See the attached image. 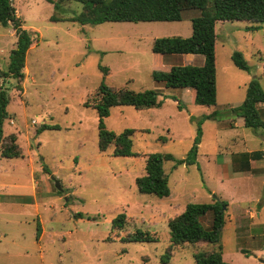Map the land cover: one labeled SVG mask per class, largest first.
I'll return each mask as SVG.
<instances>
[{"label": "rangeland", "instance_id": "1", "mask_svg": "<svg viewBox=\"0 0 264 264\" xmlns=\"http://www.w3.org/2000/svg\"><path fill=\"white\" fill-rule=\"evenodd\" d=\"M52 1L59 6L49 0H12L23 26L34 33L20 83L1 76L18 37L11 23H0V87L10 98L4 135L15 133L23 150L20 157L0 155V264H195L196 252L215 245H172L168 221L190 202L214 199L228 203L221 240L225 260L264 264V128L246 127L232 112L244 101L252 78L264 88V22L217 23L218 96L217 104L207 107L191 102L188 92L183 98V88H167L153 77L154 70L186 62L182 54L166 56L165 66L153 52L154 40L191 36V19L200 9L185 10L180 21L83 25L71 20L84 11L81 2ZM235 51L243 53L250 71L234 64ZM190 61L202 65L204 56ZM103 82L117 89H160L161 107L114 106L105 119L116 133L135 129L133 156L113 155L114 146L99 148L94 103ZM258 107L264 117V104ZM213 111L217 116L208 117ZM199 121L197 163L166 161L171 194L141 193L136 178L145 174L148 154L186 157ZM45 123L60 128L38 133ZM250 150L263 153L253 160L251 172L239 171L233 161L230 165L232 154L233 159ZM120 213L127 215L123 229L113 226ZM203 222L209 228L211 216ZM138 229L159 240L129 241ZM167 251L171 259L164 263Z\"/></svg>", "mask_w": 264, "mask_h": 264}, {"label": "trees", "instance_id": "2", "mask_svg": "<svg viewBox=\"0 0 264 264\" xmlns=\"http://www.w3.org/2000/svg\"><path fill=\"white\" fill-rule=\"evenodd\" d=\"M54 3L55 8L59 6ZM84 6V11L75 16L73 21L85 25L99 24L107 21H180L185 10L198 8L201 14L191 19L192 35L189 37L168 36L156 38L153 43V52L161 55L170 54H201L204 56L202 65L173 64L167 71L154 70L153 77L167 88H193L196 91L195 103L201 106H215L217 104V68L216 47L218 22L222 21H248L247 23L264 22V0H77ZM52 20H56L54 16ZM0 23L4 26L11 23L17 34V44L10 57L7 71L1 75L3 78H14L20 83L25 73L26 56L30 49L34 33L25 28L21 18L16 13L12 0H0ZM250 26L249 28H254ZM234 64L245 71L250 67L240 51L232 53ZM104 74L108 69L103 67ZM20 84L18 87L20 88ZM160 89H146L135 91L129 88H114L104 82L97 92L94 109L99 116L98 134L99 148L106 151L114 146L113 155L133 156L134 128H126L120 133L107 128L105 119L110 116L111 109L119 105H131L139 109L161 107ZM178 101L179 108L182 106ZM10 98L7 90L0 87V155L4 157L23 156V150L17 143V135L11 133L4 135V120L8 116L7 106ZM264 104V88L259 79L252 78L247 86L246 97L232 112L243 118L244 125L249 128H264V118L258 104ZM213 111L208 117H216ZM57 124H43L37 132L45 129H59ZM202 127L198 123L197 134L193 145L186 155L176 159L172 154L153 152L146 158L145 174L136 178V184L141 193L154 194L160 198L171 194L169 175L164 168L168 160L178 164L192 165L197 163L199 145L201 143ZM7 138V139H6ZM164 141L166 137H161ZM3 146L1 150V145ZM262 151L242 153L234 158L239 165V171L251 172V160L262 158ZM228 203L225 200L214 199L212 202H190L177 216L170 218V240L172 245L193 246L199 242L215 245L213 250L199 251L194 254L195 264H231L224 258L222 234L226 225V211ZM81 217L82 214H76ZM211 216V225L205 226L203 219ZM127 223V215L120 213L113 221L115 228L123 229ZM42 233L41 223L37 225V240ZM129 241H158L150 231L138 229L128 235ZM246 251H244L245 253ZM171 253L167 251L162 262L167 263Z\"/></svg>", "mask_w": 264, "mask_h": 264}, {"label": "crops", "instance_id": "3", "mask_svg": "<svg viewBox=\"0 0 264 264\" xmlns=\"http://www.w3.org/2000/svg\"><path fill=\"white\" fill-rule=\"evenodd\" d=\"M178 55H180V54H170V55H161V54H159V56H160V59L162 60V62H163V64L166 66V64H165V59H166V56H178ZM184 55V56H183ZM197 54H182V56L186 59V62H184L183 64H189V63H193L192 61H190L191 60V58H195V56H196ZM183 57H181V58H183ZM204 63V62H203ZM173 64H170V66H166L167 67V70H169L170 68H171V66H172ZM186 92H188V94L186 93ZM189 95V97L191 98V102H195V96H196V91H195V89H193V88H183V98H184V96L185 95ZM259 104H261V103H259ZM259 104H258V106H259ZM211 107H213V106H211ZM264 118V117H263ZM243 119V118H242ZM244 121V120H243ZM237 124H236V122H234V126H231V127H235ZM252 151H255V150H250V151H247V152H252ZM243 153H245V152H243ZM242 154V153H241ZM233 155H235V153L234 154H232L231 155V159L229 160V162H230V165L232 164V161L234 162V158L232 159V156ZM251 163L253 164V160H251ZM229 176V175H228ZM227 176V177H228Z\"/></svg>", "mask_w": 264, "mask_h": 264}, {"label": "water", "instance_id": "4", "mask_svg": "<svg viewBox=\"0 0 264 264\" xmlns=\"http://www.w3.org/2000/svg\"><path fill=\"white\" fill-rule=\"evenodd\" d=\"M55 183H56V187L59 188V189H61L60 183H59V181L57 179H56V182Z\"/></svg>", "mask_w": 264, "mask_h": 264}]
</instances>
